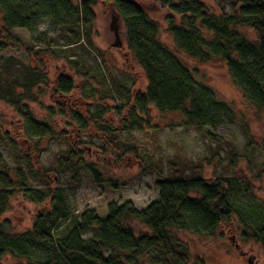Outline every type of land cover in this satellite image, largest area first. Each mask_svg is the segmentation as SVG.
<instances>
[{"label": "trees", "instance_id": "16d2710c", "mask_svg": "<svg viewBox=\"0 0 264 264\" xmlns=\"http://www.w3.org/2000/svg\"><path fill=\"white\" fill-rule=\"evenodd\" d=\"M102 1L112 4L125 23L128 50L143 70L148 85L144 93H118L121 101L110 87L102 88L98 102L91 103L97 108L87 111V119L72 114L75 125L85 129L91 122L105 134L112 130L106 116L113 113L120 119L119 130L142 131L150 128V121L144 117L149 118L153 108L180 113L199 129L222 126L226 119L233 121L238 116L233 106L197 80L198 71L191 70L181 54L199 64L216 60L224 63L245 102L264 115V0H223L231 6V12L222 16L211 14L201 0H154L159 10L172 14L166 17L167 32L177 52L160 40L159 23L149 17L140 3ZM97 4V0H0V53L25 47L18 30L45 36L39 31L43 23L54 30H70L72 37L66 46L81 42L91 48ZM249 30L255 38L247 34ZM28 50L31 52L32 46ZM27 74L22 84L0 69V101L19 108L24 140L33 144L35 150L48 140L63 142L66 149L61 154L60 167L64 173L83 158L84 148L68 133H56L53 124L37 121L22 104L26 95L17 93V88L29 92L46 82L31 67ZM54 83V95L63 98L77 90L75 77L64 73ZM95 93L90 91L85 96L97 98ZM107 101H113L116 107L104 105ZM49 112L54 114L51 107ZM14 145L3 140L0 123V147L9 150L16 163L10 165L0 150V264L7 254L28 264H205L192 257L187 245L172 233L180 230L214 237L234 220L240 228L241 241L261 246L264 253V202L254 195L249 183L237 177L209 183L200 174L184 177L181 168L178 175L157 181L158 198L143 209L126 201L109 204L105 217L95 210L73 216L64 189L51 179V170H35L31 158L17 155ZM104 147L101 150L105 151ZM252 147L250 143L240 158H246ZM23 161L26 168L21 165ZM84 168L95 183L103 182L97 164L88 163ZM16 197L49 205V210L37 214L31 229L22 234L9 233L8 225L2 221ZM63 219L67 225L56 233V225ZM133 221L146 231L136 234Z\"/></svg>", "mask_w": 264, "mask_h": 264}, {"label": "rangeland", "instance_id": "374dc122", "mask_svg": "<svg viewBox=\"0 0 264 264\" xmlns=\"http://www.w3.org/2000/svg\"><path fill=\"white\" fill-rule=\"evenodd\" d=\"M97 1L91 48L81 42L66 46L69 37H72L71 31L54 30L48 23H43L39 31L45 36H31L26 31L18 30L16 33L25 40V47L11 53H0V69L4 68L20 83L25 84L29 67L43 76L46 82L35 86L32 91L17 88V93L26 95L22 104L37 121L53 124L56 133H68L84 148L83 158L76 162L75 167L62 173L60 157L66 149L63 142L48 140L38 151L35 150L33 144L24 140L19 108L0 101L3 140L8 139L16 145L17 155H28L35 170H51V179L64 189L73 216L95 210L105 217L109 204L126 201L143 209L157 200V181L178 175L177 170L181 168L184 169V177L200 174L209 183L237 177L249 183L254 195L264 202V115L245 102L228 68L220 61L199 64L180 55L191 70L198 71L197 80L211 87L219 99L232 105L238 113L233 121L226 119L222 126L199 129L180 113L161 112L154 108L150 110L149 118L144 117V120L150 121V128L132 133L119 130L120 119L113 113L106 116L105 121L112 130L105 134L100 126L91 122L85 129L72 122L73 113L87 119V111H95L97 107L91 103L98 102V93L102 88L110 87L117 100L121 101L118 93H144L148 85L143 70L134 62L128 50L127 29L122 18L112 4ZM134 1L140 3L149 17L159 23L160 40L177 52L174 40L167 32L166 17L172 14L159 10L154 0ZM201 1L215 16L231 12V6L223 0ZM116 32L119 40L116 39ZM247 34L256 37L252 30ZM38 39L40 42L37 44ZM117 41L122 43L121 47L114 46ZM31 46L30 52L28 48ZM62 73L75 77L77 90L70 97L54 95V82ZM90 91L97 92V98H87L85 94L88 95ZM103 104L116 107L113 101ZM50 107L53 115H50ZM250 143L253 144L252 150L246 158H240ZM103 146L105 151L101 150ZM0 150L10 165L16 164L9 150L3 147ZM24 162H21L23 167ZM88 163L97 164L102 183H95L90 172L84 168ZM34 185L38 184L34 182ZM48 210V203L38 205L16 197L2 221L8 225L9 233L22 234L31 229L37 214ZM67 222L66 219L59 221L56 233H60ZM131 225L136 234L146 231L136 221ZM239 229L234 220V224L225 226L214 237L196 236L180 230H174L172 234L187 245L192 257L200 258L205 264H264L261 246L243 243ZM1 263L28 264L9 254L1 259Z\"/></svg>", "mask_w": 264, "mask_h": 264}, {"label": "water", "instance_id": "95a60500", "mask_svg": "<svg viewBox=\"0 0 264 264\" xmlns=\"http://www.w3.org/2000/svg\"><path fill=\"white\" fill-rule=\"evenodd\" d=\"M116 39L119 40V36H118V32H116ZM115 47H121L122 46V43L120 41H117L115 44H114Z\"/></svg>", "mask_w": 264, "mask_h": 264}]
</instances>
